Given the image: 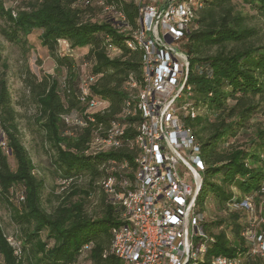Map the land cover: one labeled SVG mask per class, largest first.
Segmentation results:
<instances>
[{
  "label": "trees",
  "instance_id": "16d2710c",
  "mask_svg": "<svg viewBox=\"0 0 264 264\" xmlns=\"http://www.w3.org/2000/svg\"><path fill=\"white\" fill-rule=\"evenodd\" d=\"M91 1L23 0L7 8L0 0L3 39L25 58L28 35L39 31L56 69L54 76L38 77L23 65L19 79L25 93L14 102L0 54V208L15 240L10 243L0 225V264H123L110 253L122 210L111 204L100 182L114 174L110 161L127 163L115 174L131 183L137 170L139 151L131 142L141 123L136 111L141 51L132 45L138 11L130 0H96L100 11L112 7L125 22L106 11L96 20L87 16ZM182 1L191 2L194 13L180 47L189 60L188 103L196 111L184 124L203 166L194 212L202 216L208 197H214L219 216L209 222L202 216L201 222L208 256L235 257L248 247L241 215L229 207L250 197L256 206L262 202L264 126L252 121L264 113V0ZM61 43L70 52L86 50L87 75L72 54L58 52ZM93 102L102 107L93 110ZM26 103L35 111L26 128L61 182L60 191L46 200L45 180L21 140L23 116L17 108ZM113 124L124 131L120 147L90 154L91 144L105 138ZM97 191L99 213H89L87 199ZM52 201L48 209L45 203Z\"/></svg>",
  "mask_w": 264,
  "mask_h": 264
},
{
  "label": "built area",
  "instance_id": "2783aa9c",
  "mask_svg": "<svg viewBox=\"0 0 264 264\" xmlns=\"http://www.w3.org/2000/svg\"><path fill=\"white\" fill-rule=\"evenodd\" d=\"M141 18L147 20L144 48L148 51V99L144 100L147 158L142 176L138 179L141 200L131 206L130 220H121L126 253L123 264H192L191 240L200 235L199 220L189 210V198L199 169L195 145L181 127L183 97L182 79L189 70V60L180 44L182 37L177 23H188L180 8L172 7V0H140ZM113 20L123 22L117 11ZM110 144H120L113 140ZM113 193V190H107ZM119 194H113L116 205ZM245 204L252 209V200ZM117 206V205H116ZM254 215V213H253ZM250 230L254 242L255 233ZM213 240V239H211ZM264 241V239H263ZM253 261L263 259L252 250ZM215 264H224V256H217Z\"/></svg>",
  "mask_w": 264,
  "mask_h": 264
},
{
  "label": "bare ground",
  "instance_id": "6f19581e",
  "mask_svg": "<svg viewBox=\"0 0 264 264\" xmlns=\"http://www.w3.org/2000/svg\"><path fill=\"white\" fill-rule=\"evenodd\" d=\"M136 6L138 11V23L139 26L137 30L132 33V45L141 51V64L143 70V84L142 87L139 89L138 94L136 96V111L139 117L141 118V123L137 129V134L135 138L131 142V147H135L139 151V156L135 159V165L137 167L136 173H134V181L133 183L129 182L124 178H119L115 172H123L127 169V163H117L115 161H110V168L108 170L114 174L103 179L100 182V186L102 191L110 195L113 200V194H119V197L116 198V205L121 207L122 215L120 216V223L117 227L113 229V237L111 242V249L110 253L113 254L117 259L121 261V257H124L126 253V246H125V236L121 234L123 230V222L121 220H130V213H131V206L136 200H141V193H139V185L138 179L142 176L143 171V163L139 161H145L147 158V131L145 129V118H142V113L144 112V100L148 99V77H147V65L145 63L146 59H148V51L144 48V39L147 27V20H143L141 18V7H140V0H130ZM190 2V1H189ZM191 3V2H190ZM189 3V4H190ZM195 3V2H193ZM188 2L182 0H172V7L173 8H180L183 5V12L185 14V18L188 19V23H177V30L180 33L182 39L188 33L190 28V24L194 19V13L191 9ZM192 5V4H191ZM106 11L113 13L114 8L106 7ZM120 18H122L123 22H125L124 16L119 13ZM121 22V23H123ZM122 25V24H121ZM126 28V27H125ZM185 60H188L187 56L185 55ZM188 73H185L182 79V90H184L183 95L187 98L190 96L191 87L187 85V78ZM86 93V92H85ZM184 96V97H185ZM185 97V98H186ZM188 100V99H187ZM183 102V101H182ZM96 105V103H92L91 107ZM127 107H130V103H126ZM125 105V106H126ZM126 112V111H125ZM127 113L132 114L131 111L127 110ZM182 116L181 117V127L183 131L186 133L188 138L194 142L191 134L185 127V120L189 118H195L196 111L191 107L190 103L186 102L182 104ZM123 129L118 124H113L112 127L109 129L108 134L105 138L96 140L90 146V154L91 153H99L105 152L108 150H115L120 147V144H110L111 135H113V140L120 141V138L123 136ZM107 133V132H106ZM195 145V157L197 161V166L199 169V181L193 186L191 191V196L189 198V210L192 216L199 220L198 224V231L200 235H196L191 240V256H192V264H215V259L217 256L209 257L208 256V240L205 239V234L203 232V228L201 226L202 217L201 215H197L194 212V204L195 200L200 188L201 184V171L203 170V166L197 157L199 152V147ZM97 146L96 148H94ZM88 153V152H87ZM107 171V170H106ZM108 172V171H107ZM113 190V193L111 191ZM258 194L262 198V202L256 206L255 201H253L252 197L244 199L237 204L232 205L229 211L234 213H239L241 215L242 222L244 223V229L241 232V237L247 244V251L235 257H227L224 256V264H252L253 261V254L252 250H254L255 245V254H262L264 256V183H262ZM246 200H252V209L245 204ZM259 203V202H258ZM254 213V215H253ZM250 230L257 231L255 233L254 242L252 240V236L249 234ZM205 239V240H204ZM223 256V255H218ZM177 264H190L189 262H179ZM255 264H264L263 259H255Z\"/></svg>",
  "mask_w": 264,
  "mask_h": 264
},
{
  "label": "rangeland",
  "instance_id": "374dc122",
  "mask_svg": "<svg viewBox=\"0 0 264 264\" xmlns=\"http://www.w3.org/2000/svg\"><path fill=\"white\" fill-rule=\"evenodd\" d=\"M5 5L7 8H14L23 0H4ZM90 5L93 7L91 12H88L87 16L91 17L96 20H101L105 13L104 11H100L97 8V1H91ZM109 12V11H106ZM111 13V12H110ZM26 53L25 58H23V54L21 50L7 41L3 39L0 35V54L2 60L5 62L7 66L6 70V77L8 81L9 90L14 102L18 101L20 97H22L25 93L24 87L22 86L20 79H19V71L23 65H26L30 71L34 72L38 77H42L43 75H52L54 76L56 73L54 61L50 58L48 51L46 48L41 46L40 42V32L35 30L27 37V45H26ZM59 53H67L72 54L73 59L76 65L79 67L82 74L87 75L89 72V67L85 66V58L84 55L86 50L83 51H73L70 52L65 44H60L59 46ZM183 97L177 101V106H180L186 102H188V98ZM183 101V102H182ZM27 106L25 107H18V112L23 116L20 119V129H21V140L25 148L28 150L31 159L35 165L36 173L40 177L45 180L46 190L44 192V199L46 200L49 198V195L52 191L58 192L60 191L61 182L57 178L54 173V169L51 166L49 159L43 154L40 146L38 145V139L36 135H31L30 132L27 130V121L31 119L34 114V108L31 104L26 103ZM102 105H94L92 107L93 110L100 109ZM252 125L257 126H264V113L261 115L256 116L253 121ZM239 141H242L243 138H239ZM95 146L94 148H96ZM9 163L12 169L15 168V163L12 158L9 159ZM207 204L204 207L203 218L206 222H209L211 219L219 216V209L214 208V197L209 196L207 199ZM48 209L51 205H54L52 201L51 204L45 203ZM87 208L89 213L98 212L100 210V194L98 191L92 194L87 199ZM201 216V217H202ZM0 225L3 229L4 234L7 236L8 241L13 244V228L9 225V219L6 210L0 208ZM82 264L84 263L83 260L80 261Z\"/></svg>",
  "mask_w": 264,
  "mask_h": 264
}]
</instances>
